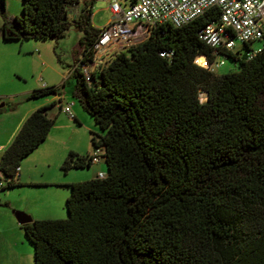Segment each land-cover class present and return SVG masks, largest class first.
<instances>
[{
  "label": "trees",
  "instance_id": "16d2710c",
  "mask_svg": "<svg viewBox=\"0 0 264 264\" xmlns=\"http://www.w3.org/2000/svg\"><path fill=\"white\" fill-rule=\"evenodd\" d=\"M92 1L20 0L11 19L0 2L3 42L81 33L71 95L99 132L89 143L102 149L105 169L101 179L66 186L63 219L20 226L32 264H264V49L251 57L247 43L219 51L237 67L222 75L195 65L196 56L213 60L197 39L217 19L213 9L181 27L156 26L87 84L79 65L92 62L99 33ZM72 5L74 19L66 15ZM50 95L57 88L25 100ZM54 105L30 113L0 153V190L20 186L14 169L45 140ZM89 159L68 152L59 169L88 168Z\"/></svg>",
  "mask_w": 264,
  "mask_h": 264
},
{
  "label": "rangeland",
  "instance_id": "374dc122",
  "mask_svg": "<svg viewBox=\"0 0 264 264\" xmlns=\"http://www.w3.org/2000/svg\"><path fill=\"white\" fill-rule=\"evenodd\" d=\"M2 1L4 15L6 18L11 19L20 15V0ZM75 8L78 10L79 5ZM70 9L71 8L66 10V15L69 18H75L76 16L72 17L74 11ZM90 12V24L94 29L104 27L109 21L110 15L107 11L106 0L92 1L90 5ZM75 13L77 14V11ZM1 22L0 17V25ZM80 36V32L70 28L64 33L62 38L56 41L27 40L19 43L3 42L0 40V110L6 104L14 105L18 103L23 97V94H29L32 91L41 89V84L48 85V87L53 86L63 95V101H65L64 103L71 104L70 110L77 117V119H79V126L67 119L61 113H57L55 107L47 113V116L50 118L54 117L53 123L55 127L59 126L65 132L66 141H69L68 143L71 146L73 145L75 149L84 152L89 149L90 134H98L99 132L93 124L92 119L82 111L76 100L72 98L71 95L74 86V78L71 75L70 69L75 66V62L81 55V51L77 47V40ZM140 39L142 38L135 40L133 44L139 43ZM239 48L240 45L236 43L235 50H238ZM235 50H233L232 53H234ZM111 55L113 56L114 54ZM105 60H108L107 56L105 57ZM100 62H102L101 58L95 59L94 63L90 66V68H88V70H93L94 66ZM223 63L224 65L214 71L215 75H222L230 70L237 69V67L228 59H223ZM49 98L50 96L30 100L28 101V104L32 105L44 102ZM200 98L202 99L201 96ZM8 124L9 123L7 122L6 126ZM5 127L3 126L1 128L0 126V140L4 136L2 131L5 130ZM61 145L62 143L60 140L53 141V139H51L46 141V143L39 147L38 151L31 153L22 161V163L29 168L34 180L50 179L47 175H50L51 177L59 176L62 178L66 173V178H68V176L73 175L79 176V174L86 171L84 169L82 171H68L66 173H62L59 171L60 169L55 170L53 166L45 168V160H48L52 164L54 163V160L58 159V153L62 149ZM95 170L94 166L91 167V173L89 172L88 175L93 174ZM41 175L42 179H40ZM83 179H86V175L83 176ZM42 190L44 189H34V192H36L34 196L37 201H41L43 198V194L40 192ZM16 192L28 193V191L24 190L13 191L11 189H4L3 191H0V234L2 237L11 238L12 241L18 240L19 242V239L24 238L23 233L21 230H17V227L13 229L8 222L9 218H12L13 222H15L11 214L13 211L16 212V210H13V207L25 203ZM53 204L55 209L59 210V217L63 219L65 217L64 200H59L57 203L53 202ZM38 212H43L40 206H38ZM22 242L23 246H30L26 239ZM29 253L30 254L27 259L29 264H32L31 247Z\"/></svg>",
  "mask_w": 264,
  "mask_h": 264
},
{
  "label": "built area",
  "instance_id": "2783aa9c",
  "mask_svg": "<svg viewBox=\"0 0 264 264\" xmlns=\"http://www.w3.org/2000/svg\"><path fill=\"white\" fill-rule=\"evenodd\" d=\"M106 2L110 18L107 24L99 29L92 45V62L79 65L87 84L90 83V76L94 71L88 68L95 59L101 58L102 62L98 64L102 67L114 55L135 46V40L142 38L139 43L144 41L156 26L167 23L175 28L181 27L213 9L218 12L217 19L197 32V39L211 50L213 60L208 63L205 57L196 56L203 59L204 66L195 63L196 57L193 60L195 65L214 72L223 65L219 51L232 52L236 43L251 45L248 57L264 49V0H135L125 6H121L119 0ZM106 56L108 60H105ZM44 87L42 84L41 88ZM70 106L67 104L63 112L72 118ZM100 161H103L102 149L95 148L90 154L89 164L96 165ZM18 170L14 169L15 178ZM103 176L104 172L95 174L98 179ZM3 185L0 178V189Z\"/></svg>",
  "mask_w": 264,
  "mask_h": 264
},
{
  "label": "crops",
  "instance_id": "0c3cea01",
  "mask_svg": "<svg viewBox=\"0 0 264 264\" xmlns=\"http://www.w3.org/2000/svg\"><path fill=\"white\" fill-rule=\"evenodd\" d=\"M76 6L77 5H72V6H68L66 8V10L71 8L70 10L74 11L72 14V17L76 16V13H75L77 11L75 8ZM71 19H74V18H71ZM97 66L99 67L98 63L94 66V70L97 68ZM72 69H73V67L70 69V72L72 71ZM44 86L48 87V85H44ZM57 92H58V95H56V96L50 95V98L48 100H45L44 102H40V103H35L32 105L28 104V101L25 100V97L28 94V93H25L22 95L23 97L19 100L18 103L14 104V105L6 104L0 110V126H1V128L3 126L5 127L7 122L9 123L5 127V130L2 131V134L4 136L0 140V153L10 143V141L12 140L14 135L16 134L17 130L19 129L20 125L27 118V116L30 113H32L34 110H36L40 107L46 106L50 103H55V105L45 112L46 117H48L47 113L52 108L55 107L57 110V113H61L67 119L71 120L73 123H75V124H77V126H79V124H78L79 119H77V117L72 113L71 110H70V113L72 115V118H69L63 112V109L65 108V106H67V103H64L65 101H63L64 100L63 95L61 93H59L58 90H57ZM10 107H13V109L10 110ZM48 118H50V117H48ZM51 139H53V141L54 140H57V141L60 140V142L62 143V145H61L62 149L58 153V159L54 160V163L51 164L48 160L44 161V164H46L45 168H49L50 166H53L55 170H57V169L59 170V167H60L62 161L64 160V158L66 157L68 152H71V153L77 155L78 157L90 155L92 152L91 146H89V149H87L84 152L75 149V147H73V145L71 146L68 143L69 141H66L65 132L59 126L55 127V125L53 123L48 134H47V136H46V138H45V140L42 143H40L31 153L38 151V149L41 145H43L44 143H46V141H49ZM89 145H90V143H89ZM22 161L19 163V166H18L19 170H18L17 176L13 180L17 184H19L20 186L14 187L11 190H13V191L24 190V191H28V193L16 192L17 195L20 198H22V200L25 203L19 204L16 207H13L14 208L13 210L20 211V212L24 213L25 215H27L30 218L31 221L32 220H60V219H62L61 217H59V210L55 209L53 202L57 203V202H59V200H62V201L65 200V198L68 195V189L66 186L69 184H74V183H79V182L90 180V179L94 178V176L97 172H104L105 171L104 163H103V161H100L96 165L89 164L88 168H84L86 171L82 172V174H79V176L73 175V176H68V178H66V176H67L66 175L67 173H66L62 177L63 179L59 176H52L51 177L50 175H47V177H50V179L34 180L33 179L34 177H33V175H31L29 168L25 164H23ZM93 166L96 169L95 172L93 174L88 175L89 172L91 171V167H93ZM84 169L69 170V171H71V172L82 171ZM83 173H85V174H83ZM84 175H86V179H83ZM0 178H2L1 175H0ZM40 179H42V175H41ZM37 188L44 189V190L40 191L41 194H43V198L41 201H39V200L37 201L35 199V196H34V194H36V192H34V189H37ZM0 191H3V190H0ZM44 201H45V203H44ZM38 206H40V208L43 210L42 213L38 212ZM14 212L15 211H13L11 213L12 217H13ZM8 222L10 223V225L13 229H15L17 227L16 228L17 230H21L20 226L16 222H13L12 218H9ZM21 232H22V230H21ZM19 240H20L19 242H18V240L12 241L11 238L2 237V235L0 234V264H29V261L27 258H28V255L30 254L29 253L30 252V246H27V245L23 246L22 241H24L25 238H21ZM18 245H19V247H18Z\"/></svg>",
  "mask_w": 264,
  "mask_h": 264
},
{
  "label": "water",
  "instance_id": "95a60500",
  "mask_svg": "<svg viewBox=\"0 0 264 264\" xmlns=\"http://www.w3.org/2000/svg\"><path fill=\"white\" fill-rule=\"evenodd\" d=\"M13 218L19 226L27 225L31 222L30 218L22 212H14Z\"/></svg>",
  "mask_w": 264,
  "mask_h": 264
},
{
  "label": "bare ground",
  "instance_id": "6f19581e",
  "mask_svg": "<svg viewBox=\"0 0 264 264\" xmlns=\"http://www.w3.org/2000/svg\"><path fill=\"white\" fill-rule=\"evenodd\" d=\"M197 58H199V57H197ZM197 58H196V59H197ZM196 59H195V63H196ZM197 65H198V64H197ZM199 66H200V65H199Z\"/></svg>",
  "mask_w": 264,
  "mask_h": 264
}]
</instances>
